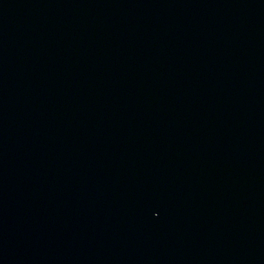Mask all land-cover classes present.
I'll use <instances>...</instances> for the list:
<instances>
[{
	"label": "water",
	"instance_id": "1",
	"mask_svg": "<svg viewBox=\"0 0 264 264\" xmlns=\"http://www.w3.org/2000/svg\"><path fill=\"white\" fill-rule=\"evenodd\" d=\"M262 239L264 0H0V264Z\"/></svg>",
	"mask_w": 264,
	"mask_h": 264
}]
</instances>
